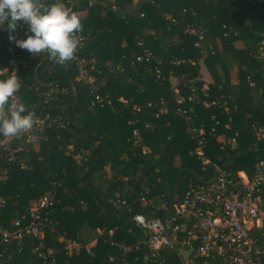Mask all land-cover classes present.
<instances>
[{
    "label": "trees",
    "instance_id": "1",
    "mask_svg": "<svg viewBox=\"0 0 264 264\" xmlns=\"http://www.w3.org/2000/svg\"><path fill=\"white\" fill-rule=\"evenodd\" d=\"M72 11H83L78 14L83 35L78 55L93 66L98 92L110 104L90 107L88 88L75 79L74 65L55 63L45 51L35 55L17 48L27 63L18 74L19 100L36 117L46 116L47 122L36 145L25 144L23 166L17 161L7 166V178L0 184L4 200L0 227L8 229L22 217L25 222L30 201L44 193L54 198V204L42 240L23 237L19 243H0V264H48L34 251L40 242V251L52 249L56 264H144V234L133 223V215L171 214L194 178L193 171L199 170L198 160L190 154L195 142L184 120L174 113L172 89L177 86L180 94H188L189 79L194 80L199 98L192 106L193 123L208 129L219 121L204 147L212 163L251 174L264 152V141L254 143L250 127L264 123V66L256 57L257 45L264 39V0H72ZM21 27L18 22L10 32L6 22L0 26V53L5 52L9 35L15 37ZM190 29L216 45L203 57L211 78L205 95L197 79L196 61L202 55L193 45ZM144 51L152 58L137 60ZM155 69L160 71L158 77ZM5 77L0 74V79ZM50 88L64 92L45 101ZM219 96L231 97L228 112L203 106V101ZM161 100L168 111L155 117L153 105ZM131 104L142 107L136 126L141 143L150 149L148 155H141L129 139ZM228 118L230 131L223 128ZM234 132L235 145L221 148L220 135ZM143 187L157 208L141 203ZM115 194L127 205L114 206ZM253 234L263 239L261 231ZM60 236L82 244L96 241L89 253L81 248L67 256ZM122 247L130 250L124 253ZM161 256L163 264H179L173 251L162 249Z\"/></svg>",
    "mask_w": 264,
    "mask_h": 264
},
{
    "label": "built area",
    "instance_id": "2",
    "mask_svg": "<svg viewBox=\"0 0 264 264\" xmlns=\"http://www.w3.org/2000/svg\"><path fill=\"white\" fill-rule=\"evenodd\" d=\"M48 2H52V0H38L42 7ZM62 2L72 11V0H62ZM189 33L195 37L193 45L200 50L202 55L196 61L199 73L197 79L202 82L201 91L205 95L211 78H204L202 69L206 68L203 57L207 53H213L216 45L207 42L204 35L195 29H190ZM25 34L26 25L21 27L15 38L24 39ZM76 35L79 44L73 59L63 62L54 58H50V60L58 64L69 63L75 66V79L88 88L90 107L109 105V98L98 92L93 66L78 55L83 46V35L81 31ZM3 47L5 52L0 53V63H2L0 74L7 76L15 71L18 76L20 70L26 67V61L17 54L18 46H16L15 40L8 39ZM256 57L264 66V39L257 45ZM151 58V53L144 51L136 59L149 61ZM155 73L158 77L160 71L155 69ZM187 83L189 84V92L186 95L180 94L177 86L172 89L175 94L174 113L184 120L186 132L195 142L190 154L198 160L199 170L193 171L194 178L189 181L184 192L173 204L171 214L164 217H147L144 214L133 215V223L142 229L144 237H146L143 243L147 247V259H149L150 264H163L161 250L167 249L174 252L179 264H264V152L255 162L251 174L244 170L231 172L216 163H212L204 154V147L208 137L215 135V127L219 125V121L216 120L208 129L203 125L196 126L193 123L192 106L199 102V98L194 80L189 79ZM249 85L253 86L254 83L249 81ZM63 92V88H50L44 93V99L48 101L54 95ZM16 96H18V92ZM120 101L125 105L129 104L122 98ZM185 104H188L187 107L184 106ZM202 104L205 107L209 105L218 106L224 112H228L232 106V101L230 96H219L209 102L203 101ZM146 106L150 107L151 103ZM233 106L235 105L233 104ZM153 107L155 117L168 111V106L164 100L154 104ZM130 109L133 116L128 120V124L132 125L129 139L141 155H148L150 149L141 143L140 130L136 126L139 121L137 116L142 107L131 104ZM230 120L228 118L223 125L225 130L230 131ZM46 122V116H37V122L31 129L15 136L0 135V184L7 178V166L10 163L17 161L23 166L21 154L24 152L25 144L36 145ZM144 127H147V123L144 124ZM250 127L254 143L264 141V123L254 122ZM220 136L223 139L221 148L226 144L231 145V147L235 145L236 132L230 136H226L224 133ZM68 149H71V146H68ZM142 190L144 193L139 198L141 203L157 208L154 201L146 197V187H143ZM3 202L4 200L0 196V207ZM53 204L54 198L47 193L31 200L25 222H23L24 217H22L15 219L8 229L0 227V243L3 245L12 242L19 243L23 237H32L41 241L47 226V215L52 211ZM112 204L116 207L127 205L125 199L118 194H115ZM255 231H261L263 236L261 241L253 234ZM98 233L100 234L101 230H98ZM108 233L111 234L112 229ZM58 241L62 244L61 249L65 255L71 256L81 248L89 253L96 239L87 244H82L77 238L69 239L60 236ZM40 244L41 242L34 248L38 257L48 260V264H56L55 259L52 258V249H47L46 252L40 251ZM133 248L137 249L138 244H135ZM122 250L126 253L130 247H122Z\"/></svg>",
    "mask_w": 264,
    "mask_h": 264
},
{
    "label": "clouds",
    "instance_id": "3",
    "mask_svg": "<svg viewBox=\"0 0 264 264\" xmlns=\"http://www.w3.org/2000/svg\"><path fill=\"white\" fill-rule=\"evenodd\" d=\"M7 23L10 32L26 25L24 39H16V46L37 55L47 52L59 62L74 58L82 29L76 12L70 11L62 0H52L43 7L38 0H0V24ZM9 73V72H8ZM20 79L15 71L0 79V135L15 136L31 129L37 122L36 114L19 100ZM7 110V115L3 113Z\"/></svg>",
    "mask_w": 264,
    "mask_h": 264
},
{
    "label": "crops",
    "instance_id": "4",
    "mask_svg": "<svg viewBox=\"0 0 264 264\" xmlns=\"http://www.w3.org/2000/svg\"><path fill=\"white\" fill-rule=\"evenodd\" d=\"M80 13H83V12H80ZM202 71L204 72V78L209 79L210 77H209V74L207 73V71L205 69H202ZM233 71H235V70L231 71V80L235 81V75L234 76L232 75ZM106 169L108 170V168H106Z\"/></svg>",
    "mask_w": 264,
    "mask_h": 264
},
{
    "label": "water",
    "instance_id": "5",
    "mask_svg": "<svg viewBox=\"0 0 264 264\" xmlns=\"http://www.w3.org/2000/svg\"><path fill=\"white\" fill-rule=\"evenodd\" d=\"M76 100H77V97H76ZM144 240H146V237H144ZM144 249H145V253H144V264L147 260V247H146V244H144Z\"/></svg>",
    "mask_w": 264,
    "mask_h": 264
},
{
    "label": "rangeland",
    "instance_id": "6",
    "mask_svg": "<svg viewBox=\"0 0 264 264\" xmlns=\"http://www.w3.org/2000/svg\"><path fill=\"white\" fill-rule=\"evenodd\" d=\"M83 12V11H81ZM83 13H80L79 15H82ZM206 70V69H205ZM208 72V71H207ZM209 74V73H208ZM232 75L234 76L235 75V71H233ZM173 81V80H172Z\"/></svg>",
    "mask_w": 264,
    "mask_h": 264
}]
</instances>
